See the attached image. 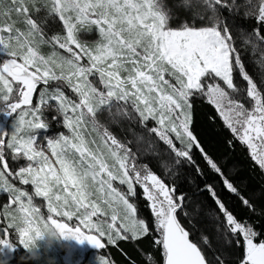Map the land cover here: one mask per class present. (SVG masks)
I'll return each instance as SVG.
<instances>
[{
    "label": "snow or ice",
    "instance_id": "1",
    "mask_svg": "<svg viewBox=\"0 0 264 264\" xmlns=\"http://www.w3.org/2000/svg\"><path fill=\"white\" fill-rule=\"evenodd\" d=\"M197 100L223 150L197 134ZM3 194L0 264L145 237L163 264H264V0H0Z\"/></svg>",
    "mask_w": 264,
    "mask_h": 264
},
{
    "label": "trees",
    "instance_id": "2",
    "mask_svg": "<svg viewBox=\"0 0 264 264\" xmlns=\"http://www.w3.org/2000/svg\"><path fill=\"white\" fill-rule=\"evenodd\" d=\"M249 71H252L251 67L249 68ZM252 74L256 76V73ZM239 83L244 84V82L242 81H239ZM212 116H215V112L211 106H209L206 102H201L199 100L195 102L194 128L197 134L203 139L205 146L209 149V151L217 152L223 150L224 141L230 136V132L226 131L222 127H218L221 124V121H219V119L216 120L215 124H212L210 122V117ZM232 155L235 160L239 161L240 164L243 165V174L248 175L250 169L254 165V162L251 161L250 157L246 155L245 148L237 144L236 149L232 153ZM137 192V197H135V200L133 202L138 204L139 215L141 218H150L151 211L148 207L145 206L147 204V201L143 200L139 188L137 189ZM153 244V237H145L137 242L120 241L118 247L109 245L104 250H100V252L110 260L114 261V264H128V261H126L125 256L121 252V249H123L124 252H127L129 256L133 257L137 261V264H140V251L147 250L148 252H152L155 254L157 261H159V264H163L162 253L159 250L155 249ZM20 254L24 255L23 251H21ZM15 260L21 262L20 257L18 256H15Z\"/></svg>",
    "mask_w": 264,
    "mask_h": 264
},
{
    "label": "rangeland",
    "instance_id": "3",
    "mask_svg": "<svg viewBox=\"0 0 264 264\" xmlns=\"http://www.w3.org/2000/svg\"><path fill=\"white\" fill-rule=\"evenodd\" d=\"M86 38L89 39L90 41L96 40V39H98V34L95 32H92ZM48 51H49V49L46 46L42 48V54H46ZM69 94H71L70 90H69ZM64 131H66V130H64ZM54 132H55V129L50 131L49 135H52ZM17 186L18 187H25L31 194L34 195V192L32 191L31 186H20L18 184V182H17ZM6 199H7L6 194L0 195V228L6 226V224H7V221L4 220V218H3V209H4V204L6 202ZM34 202L39 204V205L44 204L42 198L34 197ZM43 211L46 214V205H44ZM13 240H14V242H17L16 237H13ZM21 251L22 250L18 251L15 254V256L21 257L23 255V254H20ZM69 251L70 250L68 248L62 247L61 245L53 242L52 251L46 252L44 254V256L42 257V259L44 260V264H67L65 257L68 256ZM99 255H101L100 250H93V249L88 248L86 246L83 251L78 250L77 252H73L70 259L72 261V264H96V261L98 260ZM0 259H2V258H0ZM15 264H22V263L15 260Z\"/></svg>",
    "mask_w": 264,
    "mask_h": 264
},
{
    "label": "clouds",
    "instance_id": "4",
    "mask_svg": "<svg viewBox=\"0 0 264 264\" xmlns=\"http://www.w3.org/2000/svg\"><path fill=\"white\" fill-rule=\"evenodd\" d=\"M49 243H51V237H49ZM28 258L34 259L35 258V253L34 252L30 253Z\"/></svg>",
    "mask_w": 264,
    "mask_h": 264
}]
</instances>
